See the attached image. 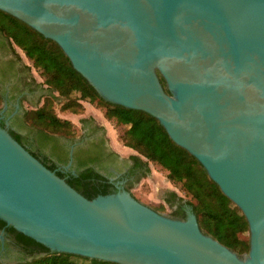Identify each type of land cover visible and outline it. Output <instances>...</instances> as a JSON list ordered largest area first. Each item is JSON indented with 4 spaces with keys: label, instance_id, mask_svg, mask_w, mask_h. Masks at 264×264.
I'll list each match as a JSON object with an SVG mask.
<instances>
[{
    "label": "water",
    "instance_id": "water-1",
    "mask_svg": "<svg viewBox=\"0 0 264 264\" xmlns=\"http://www.w3.org/2000/svg\"><path fill=\"white\" fill-rule=\"evenodd\" d=\"M0 11L55 42L105 101L154 117L244 215L248 251L204 232L189 205L176 218L124 189L86 198L0 125L5 226L117 264H264V0H0Z\"/></svg>",
    "mask_w": 264,
    "mask_h": 264
},
{
    "label": "trees",
    "instance_id": "trees-1",
    "mask_svg": "<svg viewBox=\"0 0 264 264\" xmlns=\"http://www.w3.org/2000/svg\"><path fill=\"white\" fill-rule=\"evenodd\" d=\"M0 13L14 22L11 25L14 30L10 32L14 41L25 51L33 65L40 70L51 91L39 108L30 110L25 115L29 126L43 134L73 136L74 130L71 122L56 115L53 108L55 100L63 98L61 110L69 109L75 113L82 109L80 99L95 101L104 106L106 117H113L117 123L126 127L120 134V139L125 147L136 152L134 157L144 158L147 164L148 162L157 163L166 170L167 179L179 183L189 195L190 198L184 200L173 191L167 194L164 200L166 204L172 206L174 200L178 201V206L173 208L171 216L184 218L183 205L187 204L192 207L200 228L204 232L212 235L238 254L248 251V240L242 238V235L248 233V224L244 215L221 193L219 187L207 176L197 160L171 141L154 117L140 110L126 109L105 101L87 80L73 69L69 59L55 42L44 38L13 16L2 11ZM160 81L166 88L162 77ZM54 92L58 95L54 96ZM72 94H77L78 97L72 98ZM14 136L18 141L20 135ZM44 165L52 170V166ZM55 173L63 178L60 172ZM91 173L84 171L81 174L83 179L68 178L65 181L88 199L99 194L112 193L106 184L90 179ZM96 177L99 175L96 174ZM3 226L5 223L0 220V227ZM7 231L16 237L18 243L28 248L30 259L21 264H117L73 254L52 252L42 244L17 232L11 226H7Z\"/></svg>",
    "mask_w": 264,
    "mask_h": 264
},
{
    "label": "flooded vegetation",
    "instance_id": "flooded-vegetation-1",
    "mask_svg": "<svg viewBox=\"0 0 264 264\" xmlns=\"http://www.w3.org/2000/svg\"><path fill=\"white\" fill-rule=\"evenodd\" d=\"M13 24L0 13V125L13 137L19 134V143L64 179H83L82 172L90 171L89 178L106 184L111 192L124 189L131 194L133 186L148 176V164L135 158V153L124 156L113 148L103 124L95 118L81 117L80 130L73 136L43 134L27 124L25 115L39 108L51 91L44 79H37L32 60L14 41ZM177 206L174 200L171 207ZM27 249L7 226L0 227V264L25 263L30 259Z\"/></svg>",
    "mask_w": 264,
    "mask_h": 264
},
{
    "label": "rangeland",
    "instance_id": "rangeland-1",
    "mask_svg": "<svg viewBox=\"0 0 264 264\" xmlns=\"http://www.w3.org/2000/svg\"><path fill=\"white\" fill-rule=\"evenodd\" d=\"M34 73L37 79H44L41 75L40 70L35 67ZM39 74L41 76H39ZM58 93L54 92V96H57ZM78 97L77 94H72V98ZM61 101L55 100L53 102V108L56 115L61 119H67L71 122V126L75 133L80 130L79 120L81 117L92 116L97 121L103 124L109 142L120 154L126 156L129 153L136 152L128 147L123 145L122 140L120 139V134L125 130V126L117 123L115 118H108L105 116V107L97 104L95 101H89L87 99H80L79 102L82 104V109L75 113L69 109L61 110ZM144 159V158H142ZM145 160V159H144ZM149 174L144 177L140 182L138 188L132 189L131 194L141 201L142 203L150 206L154 210L165 213L167 215H172V213H167L166 207L163 205V197L168 192H175L177 196L183 198L184 200L189 199V195L181 188L179 183H174L169 181L166 177V170L160 167L155 162H148ZM244 240H248V233L242 235ZM19 264V263H14Z\"/></svg>",
    "mask_w": 264,
    "mask_h": 264
}]
</instances>
